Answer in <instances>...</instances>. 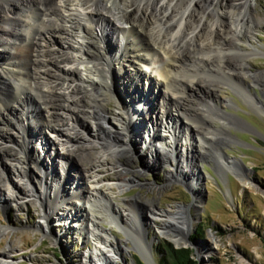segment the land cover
Instances as JSON below:
<instances>
[{"label": "bare ground", "instance_id": "obj_1", "mask_svg": "<svg viewBox=\"0 0 264 264\" xmlns=\"http://www.w3.org/2000/svg\"><path fill=\"white\" fill-rule=\"evenodd\" d=\"M197 1L190 0L185 6L183 1L179 0H0V43H3L0 62L7 60V46L12 43L23 44L25 49L28 47L25 44L30 42L31 46L39 48V51L32 47L28 50L29 56H32L31 65L14 66L15 69H11L13 74L10 75H14L18 80H15V92L7 89L8 81L5 78L7 71L2 64L0 65V152L5 162L9 161L7 163L13 166L12 175L1 174L0 168V189L13 181L21 188L20 191L7 188L11 200L16 205L20 207L27 205L30 197L35 200L34 202H39L41 211L38 216L40 225L38 229L45 230L47 224L50 225L49 218L52 216H55L59 223H64L66 228L79 229L80 233L85 229L86 241L92 242V246L83 251L84 260H81V264H121L120 260H123V264H128L121 250L131 246L129 247L126 241L119 242L112 233L111 226L109 228L101 224L106 221L103 200L109 201L110 197L115 196L114 193L117 192L115 189H118V192L125 190L128 182L132 180L129 178L128 181V177L120 172H116L114 179L106 178L110 177L108 176L110 170L114 171L116 168L119 170L116 161L109 162L110 159L115 160L119 153L117 142L131 141L140 156L143 154L148 157V163L153 161L151 158L154 157L153 152H157L160 158L155 161L160 163L156 164L171 163L168 173L179 174V178L183 179L181 182L189 183L197 191L200 190L198 186L200 175L194 163L195 158L190 155L191 149L195 150L196 155L214 158L225 170L231 167L220 150L210 153L208 148L214 143L222 142V139L217 137V131L219 134H225L223 129L229 127L228 119L232 117L231 114L216 105L210 107L207 103H204L205 109L199 111L200 109L196 108L197 111L191 108V102L187 100L186 82L192 86L203 84L209 88L208 82L194 74L196 70H203L206 65H210L209 67H214L211 70H216V74L225 80L237 74L242 78V87L238 86L240 90H245L243 93L246 98L256 104L257 109L264 114V106L251 95L243 83V78L250 76L245 59L248 51L237 50L240 48L238 36L247 35L246 42L253 46L251 41L254 36L249 33H252L255 25L259 23L264 25L263 16L252 20L248 18L249 11L256 6L257 0H232L230 4L233 8L230 10L211 6L207 0L205 3L201 2L200 8L213 15L214 20L211 21H207L204 15L198 16L197 19L193 8ZM42 25L50 35L37 34ZM137 26L148 33L151 43L146 51H142V47L137 48L141 44L134 35ZM53 34L57 36L58 43H51ZM217 37L223 38V42H215ZM136 48L139 53H136ZM198 51H201L202 55H196ZM211 52H218L219 55L211 56ZM11 58H14V55ZM102 59L104 60L101 61ZM186 59L193 62H187ZM15 61L12 59L8 62L16 64ZM126 63L131 65L129 68L131 74L128 76L125 75ZM113 71L116 74H113ZM116 76L121 78L123 76V82ZM253 77L254 84L264 83L260 73L254 74ZM115 81L119 83L121 91H131L132 100L119 97L126 102L125 104L122 100L124 105L120 107L123 103L115 95L114 100L118 103L113 110L115 117L109 119L102 117L100 112L108 115L104 105L112 97L111 91L115 90L112 87ZM140 85L145 86L146 91L149 88L159 91L160 86L165 87L166 93L172 91L174 96H178L174 109L168 111L166 115H161L159 111L157 119L153 110L150 113L151 111L144 107L143 112L137 109L140 106L135 109L134 105L143 100L142 96L145 95L143 93L140 94L141 97L138 95ZM31 87L40 89L39 102L33 109L31 108L33 111L30 110L29 117H25L23 111L22 114L19 112L22 116L18 117L19 124L16 121L15 125L7 116L12 107L20 108V105H15L16 102L30 97ZM132 87L135 89L134 92ZM160 97L164 98L165 93H160ZM155 99L156 97L148 99V103ZM102 100L105 104L101 102ZM157 103L161 106V111L167 104L164 100ZM130 105L132 122L128 120L131 116ZM73 113L84 116L82 118L89 121L93 127L91 135L84 134L75 125ZM148 113L154 116L153 120L148 119ZM40 115L44 116L39 123L36 120ZM179 116L186 118L181 125L177 121ZM27 119L28 123L25 121ZM187 119L191 123L194 120L202 123L199 125L198 122H193L197 138L190 134L191 127L185 124L188 123ZM219 119L221 122L217 125L216 120ZM142 120L153 121L151 128L155 130L153 136L148 135L150 132ZM38 126L42 131H36ZM44 130L55 133L49 137L45 133L50 139L49 142L44 139ZM24 131L25 133L30 131L33 141H37L38 132L42 133L41 140L38 139L41 145L49 147L50 143L58 142L61 150L57 153H61V157L65 152L77 156L83 181L79 177L77 180L68 181L62 178V174L58 176L55 174L53 178L51 177L53 172L49 173L46 170L42 172L43 175L37 177L39 185H33L26 171L27 161L23 152L15 149L8 140L10 133L20 135ZM72 140H76L78 145L72 144ZM83 159L86 164H82ZM66 163L68 162L64 161V166ZM60 164L62 165L61 162ZM34 187H39V191L36 192L39 195L35 194ZM53 194L55 199L52 198ZM1 199L4 202L9 198L1 196ZM121 204L128 206L121 207ZM129 204H131L129 200L114 204L117 209L114 211L119 217L109 223L122 231L128 228L142 232L140 235L143 239H138L136 248L140 249L150 264H153L151 248L155 237L153 240L146 239L144 234L146 227L140 223V217ZM147 205L150 213V217L146 219L147 224L153 225L157 233L171 237L177 244H186L183 233H176L173 229L180 225L184 231L191 230L188 217H185L186 219L182 217L180 221V214L182 215L183 211L159 210L154 200L148 201ZM123 217L124 221L121 220ZM7 229L9 228L0 227V238L5 235ZM59 242L61 243L60 240ZM12 249L8 244L5 246L0 253V264H15L11 258Z\"/></svg>", "mask_w": 264, "mask_h": 264}, {"label": "rangeland", "instance_id": "obj_2", "mask_svg": "<svg viewBox=\"0 0 264 264\" xmlns=\"http://www.w3.org/2000/svg\"><path fill=\"white\" fill-rule=\"evenodd\" d=\"M179 1H183L182 3L185 4V6H187L190 2V0ZM205 1L206 0H198L196 2V6L193 7L195 11L194 14L197 16V19L198 16L204 15L207 21L214 20L211 13L208 14L200 8L201 2L205 3ZM207 1L211 6H219L221 9L225 8V10H230L233 8L230 4L232 0ZM145 3H148V1H145ZM259 16L264 17V0H257L256 6L249 11L248 18L252 20V18H258ZM46 30L47 29L43 28L42 25L40 31H37V34L43 33V35H48L49 32L47 33ZM134 32V35L137 37V41L141 43L139 46L136 45V47H142V51H146L150 45L149 43H151L148 38V33L144 32V30L138 26L135 28ZM249 34L254 36L251 42L253 46H256L257 48H253V46H250L248 42H246L248 39L247 35L243 36L242 34L237 37L240 38V48L237 50H239V52L248 51V56H246L245 59L248 63V65H246V69L250 76H245L243 78V83L247 86L251 95L264 106V83L261 82L258 85L253 83V80H255L253 75L256 73H260L264 78L263 23L255 25L254 30H252V33ZM52 37L53 40L51 43H58L57 36L53 34ZM216 39L217 40L215 42H223V38L217 37ZM2 44L3 43H0V50L3 48ZM29 44L30 42L25 44L28 46L25 48L26 50L23 48V44L20 43H12L8 45V52L6 54L7 60L5 61L4 59L0 62V65L2 64L1 66L7 71L5 78L8 81L7 89H9L10 92H15L16 81H18L14 75H10L13 74L11 69H15L14 66L24 67L30 64L32 59V56H29L28 51L30 47L39 51L38 47L34 45L31 46L32 43L30 45ZM137 48L136 53H139L140 51H137ZM106 49L109 50L108 47ZM198 54L202 55L201 51H198L196 55ZM12 55H14V58H11ZM210 55H219V53L211 52ZM12 59L16 60V64L8 62L9 60L12 61ZM103 60L104 59L101 61ZM189 61L193 62L190 59L187 60V62ZM214 64L217 65V63ZM124 66L127 68L125 75L128 76L131 74L129 71L131 65L126 63ZM209 66L210 65H206L203 70L199 69L200 71L196 70L194 73L205 82H208L209 88H206L203 84L192 86L189 82H186L185 90L186 95L188 96L187 100L188 102H191V108H199V111H202V108L205 109L206 105L204 103H207L210 107H215L216 105L218 108L221 107L220 109L226 110L231 114L232 117L228 119L230 121L229 127L223 129L225 130V134H219L220 132L217 131V137H220L222 142L214 143L210 147L206 144V146L210 148V153L220 150L231 167L228 168V170H225L218 165L214 158H205L196 155L195 150L191 149L192 154L190 155H193L192 157L195 158L194 163L197 165V170L200 175L198 184L200 190H196L193 194L195 196L193 202L194 204L190 207L188 216H186V213L183 211V216L180 214L181 218L179 217L180 221L182 220V217H188L190 219L187 221L188 223H191V230L189 232L186 230L184 231L181 229L180 225L173 227L176 233L182 232V236L186 237V244H177L171 239V237L157 233L156 227L153 228V225L147 224L148 221H146V219L150 217L147 204L148 201L154 200L157 204V209L159 210H165L166 212L168 210L173 212L182 210L180 207L182 204L185 203L188 205L193 200V196L184 189V184L181 182L183 179L179 178V174L171 175L168 173V169H171V163L170 165L167 164L168 162H164L162 165L156 164L159 161L156 162L155 160L160 158V155L157 154V152H153L154 157H151L153 160H151V164L148 163V157L143 154H141L142 156L139 155L138 164L130 163L128 157L123 156L120 153H117V155L115 154V160L110 159L109 162L113 163V161H116L117 165H119V170L117 168L114 171L110 170V175H108L110 177L106 178L114 179L116 178L114 177L116 172H120L123 173L125 177H128V181L129 178L132 180L131 182H128L125 190L118 192V189H115V191H117L114 193L115 196L110 197L109 201L103 200L102 204H105L104 216H106L104 219L106 221L101 224L109 228L111 226V230L115 238L119 242L122 240L126 241L128 246H131V248L126 250H121L122 256H124L128 264H131L133 261H135L134 264H138L137 257H140L132 249V242L137 243L138 239L142 240L143 238L140 235L142 232H138L137 229L128 228L126 231H122L109 223V221L118 216L114 211H117L114 204L127 202L128 200L131 202L129 205H131L132 208H130L136 212V214L140 217V223L144 224L147 229L146 230L144 228L146 239L153 240L155 237L151 248V255L154 261L153 264H159L160 262V255L158 254L156 248H158L161 243L166 242L172 244L175 248L185 247L195 250V256L198 258L197 264H264V114L257 109L256 104L254 105L250 99L246 98L244 95L245 90H243L244 93L240 90L239 87H242V78H239L240 76L232 74V78L225 80V78L216 74V70H211L212 68L214 69V67ZM132 72L134 73L133 69ZM113 74L116 73L113 71ZM181 77H183V75ZM113 78L115 79L114 76ZM116 78L121 82L124 80L123 76L122 78L120 76H116ZM145 82L147 84V81ZM228 83L231 85H228ZM118 84L119 83L117 81L113 82L112 87L115 90L111 91L112 97L109 98V101H107L106 104L104 100L101 101L104 102V108L108 111V115L100 112L102 117L104 116L109 119H114L115 116L113 114V110L115 109V105L118 104L114 100L115 95H117L118 98L128 99V101L132 100L131 91H121V87ZM31 89L32 92L30 97L23 98L21 101L16 103L13 102L16 106L20 105V108L18 109L12 107L10 114L7 116L11 123L14 122L16 125V121L19 120L18 117L21 118L22 116V111L24 112V115H26L25 117H29V113L31 112L30 110H32L39 102L38 93L40 92V89H37L36 87H31ZM138 89V95H142V85H140ZM149 90H151L150 92L152 93L148 94L149 92L146 91L147 95H150V98L156 97V99L154 101L151 100L153 101L151 103H148V100L146 101V99L143 100V102H146L145 105H142L138 100L139 102L134 105L135 109L137 106H140L137 109H140L143 112L145 108L149 112L151 111L150 113H152L153 110V112H155V119H157L156 116L159 111L161 115H166L168 111L174 109L173 106L176 103V98L178 96H174L175 94H172V91L166 93L165 87L161 86L159 91H154V89L150 88ZM134 91L135 89H133V92ZM125 93H127V95ZM160 93H165V97L160 99ZM143 94L145 93L143 92ZM120 98L119 101L123 103L120 104L121 107V105H124L125 101L122 99L124 101L123 102ZM163 100L167 104H165L166 106L161 111V106L158 105V103L156 104V102H163ZM131 108L132 107L130 105L129 111ZM196 110L198 111V109ZM19 112L21 114H19ZM130 114L131 116L128 117V120L132 122L133 115L131 111ZM43 116L44 115H40V119L38 118L36 121L40 123ZM72 116L75 121V125L81 129L84 134H92L93 127L89 121L82 118L84 116H80L75 113H73ZM147 116L148 119L153 120L154 116H150L149 113ZM182 117L183 116L177 117V121L180 125L183 124V121L186 119ZM22 120L24 121L23 118ZM187 120L189 124H185H187L188 127H191L189 130V132L191 131L190 134H192V137H196L197 134L193 122L197 123L199 120H194L192 123L189 119ZM25 121L28 123L29 119ZM142 121L145 123L147 131L150 132L148 135L153 136L155 134V130H151L153 121ZM18 122L19 121H17V123ZM220 122V119L218 121L216 120L217 125H220ZM48 124L46 125L48 126ZM197 124L201 125L202 123L198 122ZM33 125L35 126V123H33ZM40 128L41 127L38 126L36 131H39ZM40 131H42V129ZM25 132L26 131L20 135L15 132L14 134L10 133L11 136L8 135V140L12 143L15 149L23 152L24 159L27 161L26 171H28L27 174L32 179L33 185H39L37 177L38 175H43L42 172H46V170H48L49 173L50 171L53 172L51 176L53 178H55V174H57V176L62 174L61 176L65 180H77L79 177L83 181L80 177L82 176L80 175L82 170L77 156L74 154L70 155L65 152L63 157H61V153H57V151L61 150L58 142L50 143L49 147L48 145H41L39 144L38 139L42 138V133L39 134L40 132H38L36 137L37 141H33V139L31 140V138L28 137L32 135L29 134L30 131L29 133ZM43 132L45 137L44 139L48 140V142L50 139L47 137L55 134L52 131L44 130ZM45 133L47 137L45 136ZM103 136L105 135L103 134ZM26 138L29 140L28 142ZM71 143L76 144V140H72ZM76 145H78V143ZM43 149H45L46 152ZM5 161L6 160L0 152L1 174L5 175L8 173L7 175H12L13 166L10 163H7L9 161ZM64 161L68 162L66 163V166H64ZM82 162V164H86L84 159ZM46 174L47 173H45V175ZM190 175L193 176V173L190 172ZM35 187L34 192L39 195V193H36L39 191V187ZM7 188H14L17 191L21 190L20 186H17L13 181L11 184L2 187V190L0 189V195L2 197L8 196L9 198L7 201L2 202L1 200L3 199H1L0 196V227L9 228L7 229L5 235L0 238V253L3 252L5 246L8 244L13 248L10 253L15 264H54V260H59L62 264H81V260H84L83 251L87 250L89 246H92V242L86 241L87 232H85V229H82V233H80L79 229L73 230L66 228L64 223H59L60 221L56 220L55 216L50 217L49 224L52 229L51 231L54 232L57 235L58 240L61 241V246L64 252L62 255H58L56 249L53 248V243L48 238L44 237L42 232L38 230V227L40 226L38 224V216L41 211L39 208V202H34L35 200L30 197L28 198V204L20 207L16 205L13 200H11V196L8 194ZM52 198L55 199V194L52 195ZM120 206L127 207L128 204H121ZM124 218L125 217L121 220L124 221ZM198 228L202 231L200 232L201 235L193 238V236L196 235ZM112 239L115 241L113 237ZM190 241H192L195 246L190 243ZM120 263L123 264V260H120Z\"/></svg>", "mask_w": 264, "mask_h": 264}, {"label": "water", "instance_id": "obj_3", "mask_svg": "<svg viewBox=\"0 0 264 264\" xmlns=\"http://www.w3.org/2000/svg\"><path fill=\"white\" fill-rule=\"evenodd\" d=\"M117 143H118V146H119L118 149L120 148L118 152L119 153L121 152L120 154H122L123 156L128 157V160H130V163H133V164L137 163L138 164V162H139V154L135 151L131 141H129V140H125L124 141L123 140V141H120V142H117ZM127 165H130V164H127ZM138 169L141 170L140 168H138ZM182 183L184 184L183 186H184L185 191L193 196V200H192L191 203H189L188 205H186L185 203L182 204V208L181 209H182V211H184L186 213V216H188L189 209L194 204L193 202H194V197L195 196L193 194L196 192V189H194L187 182H182ZM38 230H40L42 232L44 237L48 238L53 243V248L56 249L58 255L59 254L62 255L64 253L63 249L61 247L62 244L59 242L57 235L54 232L51 231L52 229L50 228V225L48 226V224H47V226L45 227V230H43V229H38ZM188 235H189V233H188ZM188 235H187V237H188ZM190 243H192L194 245V243L192 241H190ZM135 244L136 243L132 242V246H133L132 249L141 258L142 263L143 264H150L149 263L150 261L142 255V252L140 251V249L136 248L137 245H135ZM192 254H193V257L197 260V263H198V258H197V256H195V250H193V249H192ZM54 264H62V262H60L59 260H54Z\"/></svg>", "mask_w": 264, "mask_h": 264}, {"label": "trees", "instance_id": "obj_4", "mask_svg": "<svg viewBox=\"0 0 264 264\" xmlns=\"http://www.w3.org/2000/svg\"><path fill=\"white\" fill-rule=\"evenodd\" d=\"M202 232L200 228L197 229L196 235L193 238L200 236ZM158 254L160 255L159 264H196L197 260L193 257L192 249L179 247L175 248L172 244L166 242L161 243V245L156 248ZM138 264H143L141 259L137 257Z\"/></svg>", "mask_w": 264, "mask_h": 264}]
</instances>
